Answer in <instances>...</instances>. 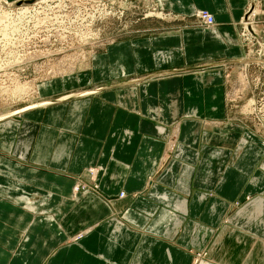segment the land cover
<instances>
[{"label": "crops", "instance_id": "0c3cea01", "mask_svg": "<svg viewBox=\"0 0 264 264\" xmlns=\"http://www.w3.org/2000/svg\"><path fill=\"white\" fill-rule=\"evenodd\" d=\"M167 3L178 13L204 9L213 15L212 28L182 27L176 39L152 37L148 48L153 54L177 40L181 52L175 57L171 50L170 61H178L180 53L184 64H198L184 68H204L169 76L197 75L198 89L211 93L205 106L187 110L216 112L221 99L212 89L217 93L218 71L247 59L240 20L253 3L260 9L255 26L264 42V0ZM125 46L118 42L114 57L109 46L94 63L108 69L117 58V69L124 70ZM140 79L95 91L84 108L64 101L88 91L53 98L49 104L58 128L53 150L39 145L45 136H29V122L21 116L25 138L18 154L32 165L16 160L0 168V264H264V146L258 138H241L235 125L212 126L205 138L201 124L190 127V120L181 119L173 130L166 127V137H157L163 127L142 113L136 93L124 90L134 86L139 93L140 82L147 80ZM109 91H116L115 98ZM90 166L99 167L96 188L72 197L78 183L74 176ZM85 179L90 180L88 175ZM23 195L29 196L28 203Z\"/></svg>", "mask_w": 264, "mask_h": 264}, {"label": "rangeland", "instance_id": "374dc122", "mask_svg": "<svg viewBox=\"0 0 264 264\" xmlns=\"http://www.w3.org/2000/svg\"><path fill=\"white\" fill-rule=\"evenodd\" d=\"M112 2L109 0H103L101 3L95 0H55L50 5H44L46 8L51 6L52 15L49 14L50 17H53L55 13L54 17L58 15L60 18L59 23L53 24L56 30L50 31L41 29L22 30L20 32L22 27L20 25L14 26V24L22 23L25 12H21L17 8V13L11 21L5 16L6 14L8 17L13 15L0 9L5 14L1 17L5 22L0 28V42H4L5 45L8 44L10 47L9 50L8 48L5 50H8L7 56L0 59V68H2L0 69V113L14 112V116L9 117L7 123H5L7 119L4 118L0 121V127L2 126L0 131H3L0 133V168L4 169V166L17 161H19L18 164L32 165L31 160L23 161L18 154L22 147V140L25 138V135H21L23 125L21 116H25V121L29 122V136L31 135V138L45 136L44 139L41 138L43 140L41 144V140L39 141V145H44L47 151L54 149L52 140L55 137V130L58 129L55 128L56 124L52 117L54 105L35 106V108L24 110L28 104L52 101L53 98L66 93L88 91L64 101L79 104L80 108H84L85 103L96 96L94 90L109 84L136 80L153 73H161L163 76L140 82L139 87H143L139 88V93L137 90L134 91V86L124 90L128 93L131 92L132 95L136 93L142 113L163 127L165 132L163 131L164 133L161 134L158 132L157 137H166V127L172 129L171 126L181 119L179 122L190 120V127L201 124V134L205 138L208 136L205 131L211 130L212 126L221 128L226 125H235L241 129V138H258L264 146V112L261 111L257 102V108L248 106L250 100L260 101L264 97V64L250 63L246 65L239 63L240 65L232 64L221 67L217 74L219 81L217 93L212 89V94L221 99L220 110L216 112L210 109L200 112L192 109L187 110L188 107L199 104L205 106V102L211 93L202 94L205 90L198 89L199 79L196 77L197 75L181 73L169 76L172 73L168 71L175 67H195L198 64H184L181 61L180 53L178 61H170L171 56H173L171 50L175 52V57H177V51H180L179 45L176 44L177 40L173 41L170 46L158 47L156 51L152 50L154 51L153 54L150 53L148 43L152 37L162 40L166 36L173 35L176 39L182 27L206 28L204 25H199L195 17L196 12L204 9H197L198 11L195 10V12L186 15L169 10L167 0H114L115 3ZM248 8L249 6L246 9L248 10ZM259 13L260 9L257 7L256 16L252 17L253 27H256L255 22L257 20L255 19H258L257 14ZM10 24H13V27L8 28ZM208 28L210 29L212 26ZM12 29L16 35H9ZM242 29L243 26L240 23L239 37L246 52V56L243 58L248 57L250 51H252L251 58H258L257 53L259 51L264 54V42L262 44L250 42L242 35ZM123 41L126 42L125 57L123 58L124 70L117 69V58L110 61L108 69L107 65H104L105 68L103 69L100 62L94 63L109 46H111V57H114L113 47L118 42ZM27 42H30L29 47L26 45ZM137 42L143 43L139 45ZM167 49L170 52H166ZM1 50H4V45L0 46ZM16 52L17 57H15ZM22 52H24V56ZM8 54H14V57ZM261 58L264 59V55ZM221 78L222 83L220 84ZM202 83L203 80L201 85ZM216 84L217 82L214 81L213 85ZM14 85H22L26 92L24 97L18 98V95H14V97L10 95L9 91ZM173 87L178 88L171 92ZM46 90L48 91L43 94ZM150 90L154 91L150 92ZM178 91H181L182 94H177ZM106 94H109L110 98H115L117 95L116 91H109ZM200 96L205 99L200 100ZM124 97L126 103L131 102L129 99L131 97L128 98L125 94ZM22 108L23 113H16ZM150 108L151 111H149ZM156 108H158L157 112H155ZM46 116L50 117L45 120ZM175 131L177 130L173 131L174 137ZM170 133L168 132L167 135L169 136ZM180 136L181 133L178 138H181ZM168 147L171 150L173 145L170 143ZM3 169L2 172H5ZM94 169L98 170L99 167L84 168L83 173L74 176L78 183L73 185L72 197L79 192L96 188L94 181L96 173L91 171ZM87 175L90 179L89 182L85 179ZM23 197L25 203H28L29 196L23 195ZM238 203L240 204V202ZM27 208L30 210L35 207L28 206ZM47 218L53 220L51 215ZM256 222L262 226L260 218Z\"/></svg>", "mask_w": 264, "mask_h": 264}, {"label": "built area", "instance_id": "2783aa9c", "mask_svg": "<svg viewBox=\"0 0 264 264\" xmlns=\"http://www.w3.org/2000/svg\"><path fill=\"white\" fill-rule=\"evenodd\" d=\"M54 2H55V0H52V1L47 0L45 2L44 1L39 2L33 9L29 8L27 10V12L23 15L21 24H16V25L14 24V26L20 25L22 27V29L19 30L20 32L22 30H32V31L41 30V29H47L48 31L56 30V28L53 27V24L59 23L60 18L58 15L56 17H54L55 13L53 14V17H50V15H52V13L50 11L51 6H48V8H46L44 6V5H50L51 3H54ZM97 2L101 3V1H97ZM31 3H33V2H31ZM19 4H22V2H20ZM1 5H0V9L6 10V11H8V13L13 15V16H9L10 20H13L12 17H15L14 15L17 13V9L16 8H10L9 9V8H5V6H3V5H2L3 7H1ZM2 16H4V13L0 10V28L3 26V23L5 22L4 20H1ZM195 17H196V20L199 23V25H204L206 27L214 25L213 15L206 10H202L200 13H198V12L195 13ZM10 27H13V24H10L8 26V28H10ZM16 29H19V28H16ZM242 35L245 38L249 39L247 34H246V31L244 29H242ZM52 43H54V42H52ZM3 45H4V50L0 51V59L6 57V52L10 49L8 44L5 45L4 42H0V46H3ZM26 45H28V47H29L30 42H27ZM6 48H8L7 51H5ZM22 55L23 56L25 55L24 52H22ZM257 55H258V58L261 59V57L264 54H261L260 52H258ZM21 58H24V57H21ZM5 67L8 68L7 66H5ZM0 69H2V68H0ZM256 102H257V104L260 105L261 111L264 112V97L262 99H260V101H255V100L251 101L250 100V107L251 108H257Z\"/></svg>", "mask_w": 264, "mask_h": 264}, {"label": "bare ground", "instance_id": "6f19581e", "mask_svg": "<svg viewBox=\"0 0 264 264\" xmlns=\"http://www.w3.org/2000/svg\"><path fill=\"white\" fill-rule=\"evenodd\" d=\"M13 0H11V1H9V0H0V3L3 5V6H5V8H12V7H14V8H18V10H20L21 12H27V10L29 9V8H34L39 2H41V1H47V0H15V1H13ZM95 1H102V0H95ZM109 1H113L114 2V0H109ZM20 2H22V4H19ZM31 2H33V3H31ZM112 2V3H113ZM115 3V2H114ZM0 4V5H1ZM1 5V7H3ZM20 11H19V13H20ZM154 11V10H153ZM196 11H198V10H196ZM201 11H199L198 13H200ZM24 13V14H25ZM197 13V12H196ZM257 13V9H256V7H254V4H252V5H250L249 6V8H248V10L245 12V14L242 16V18H241V20H240V23L242 24V26H243V29L246 31V34H247V36H248V38L250 39V41H252V42H255V43H259V44H262L263 43V38H261L262 36L259 34V32L257 31V28L256 27H253V25H252V17H254V16H256L255 14ZM150 14H152V13H150ZM5 15V14H4ZM157 15H160L159 13H157ZM7 19H9L10 17H8V14H6V16H5ZM2 20V19H1ZM6 20V19H5ZM12 21V20H11ZM18 23V22H17ZM212 26V25H211ZM248 26L251 28V31L252 32H249V30H248ZM209 27V26H208ZM213 27V26H212ZM5 30H6V28H5ZM8 31V30H7ZM14 32V30L12 29V31H10L9 32V35H16V33H13ZM6 33V32H5ZM5 33H2V34H5ZM1 34V33H0ZM8 35V34H7ZM261 37H260V36ZM5 37H6V35H5ZM4 37V38H5ZM7 38V37H6ZM11 38V37H10ZM6 42V41H5ZM7 43H9V42H7ZM11 44H13V43H11ZM11 47H13V46H11ZM260 52V51H259ZM12 53V52H11ZM250 54H249V56L248 57H245V58H247V59H251V57H250V55H251V53H252V51H250L249 52ZM9 56H11V57H14V54L13 55H10V54H8ZM7 56V55H6ZM252 56V55H251ZM15 57H17V52H16V55H15ZM8 59H9V57H7ZM20 58V57H19ZM18 58V59H19ZM13 59V58H12ZM261 59H263V58H261ZM16 60V59H15ZM251 60H253V59H251ZM251 60L250 61H244V62H242L243 64H246V65H249L250 63H253V62H251ZM242 64V65H243ZM218 65H220V64H218ZM222 65H225V64H222ZM55 74V73H54ZM64 75V74H63ZM62 76V75H61ZM8 87V86H7ZM5 89V88H4ZM10 92V95H12V97H14V95H18V98L20 97V98H22V96L24 97V95L26 94V92L24 91V88L22 87V85H14V87H12L11 88V91H9ZM49 100V99H48ZM50 102H52V101H42V102H39V103H37V104H28V106H27V108H35V106H37V107H39V106H43V105H45V104H49ZM36 103V102H35ZM248 106H250V103H248ZM26 108V107H25ZM249 109H250V107H248ZM247 109V108H246ZM18 111H20V112H22L21 110H17L16 111V113H20V112H18ZM14 112H10V113H6V114H3V113H0V120L1 119H8L9 117H13L14 116V114H13ZM7 117V118H6ZM2 127V126H1ZM0 127V128H1ZM161 130V129H160ZM174 135H175V137H176V131H175V133H174ZM168 148H170V147H168ZM93 173H97V171L98 170H96V169H94V170H91ZM34 209V208H33Z\"/></svg>", "mask_w": 264, "mask_h": 264}, {"label": "water", "instance_id": "95a60500", "mask_svg": "<svg viewBox=\"0 0 264 264\" xmlns=\"http://www.w3.org/2000/svg\"><path fill=\"white\" fill-rule=\"evenodd\" d=\"M248 30H249V32H252L251 31V28L248 26ZM251 59H253V60H251ZM251 59H246V60H244V61H250L251 60V62H253V63H262V64H264V59H259V58H251ZM197 68H204V66H199V67H197ZM197 68H184V69H182V70H172V71H170V73H175V72H179V71H191V70H195V69H197ZM157 75H160V73H153V74H150V75H147V76H144V77H142V79H140V80H138V81H141V80H143V79H147V78H150L151 76L153 77V76H157ZM129 82H137V80H131V81H129ZM114 85H108V86H103V87H101V88H99V89H97V90H102V89H105V88H110V87H113ZM97 90H94V91H97Z\"/></svg>", "mask_w": 264, "mask_h": 264}]
</instances>
